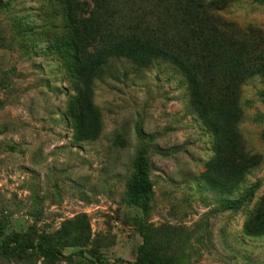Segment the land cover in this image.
Returning <instances> with one entry per match:
<instances>
[{"label":"rangeland","instance_id":"1","mask_svg":"<svg viewBox=\"0 0 264 264\" xmlns=\"http://www.w3.org/2000/svg\"><path fill=\"white\" fill-rule=\"evenodd\" d=\"M0 1V246L63 254L0 247V264H264V0H206L235 44L221 71L245 78L233 105L209 89L212 106L162 60L79 77L60 5ZM236 154L251 161L240 180Z\"/></svg>","mask_w":264,"mask_h":264},{"label":"trees","instance_id":"2","mask_svg":"<svg viewBox=\"0 0 264 264\" xmlns=\"http://www.w3.org/2000/svg\"><path fill=\"white\" fill-rule=\"evenodd\" d=\"M63 9L64 34L56 37L62 43L63 53L70 69L82 78L103 73L112 59L124 58L139 67L152 65L157 60L177 67L195 86L197 99L214 105L215 99L209 89H215L218 101L235 104L236 85L245 78L230 72H222L219 58L229 55L235 48L232 34L218 23V14L211 11L212 3L206 0H53ZM214 3V2H213ZM9 6L0 1V7ZM226 75L235 79V88L225 83ZM203 92H209L203 96ZM88 103V97H86ZM237 101V100H236ZM231 138V137H230ZM227 140V136H225ZM224 150V147L222 148ZM240 163V175L251 166L240 154L234 156ZM239 166V165H238ZM136 172L146 202L151 193L146 167L137 162ZM220 184L228 179L216 175ZM243 200L234 201L238 206ZM144 202V204H145ZM253 232L264 231V215L254 213L251 217ZM3 252L20 254L37 249L46 256L60 258V249L33 245L0 246ZM83 250L74 254L83 255ZM97 262L107 261L94 257ZM120 261L119 259L115 262Z\"/></svg>","mask_w":264,"mask_h":264}]
</instances>
